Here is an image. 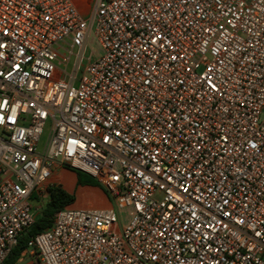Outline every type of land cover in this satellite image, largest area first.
Listing matches in <instances>:
<instances>
[{"label": "built area", "instance_id": "1", "mask_svg": "<svg viewBox=\"0 0 264 264\" xmlns=\"http://www.w3.org/2000/svg\"><path fill=\"white\" fill-rule=\"evenodd\" d=\"M62 167L44 264H264V0H0V264Z\"/></svg>", "mask_w": 264, "mask_h": 264}, {"label": "trees", "instance_id": "2", "mask_svg": "<svg viewBox=\"0 0 264 264\" xmlns=\"http://www.w3.org/2000/svg\"><path fill=\"white\" fill-rule=\"evenodd\" d=\"M82 173L83 172H78L80 183L99 185L93 177L88 174L85 176ZM31 197L32 200L39 198L35 193ZM74 200L75 195L68 192L61 185L49 186L46 203L42 209L36 213L35 222L22 232L18 244L12 249L11 253L4 261V264H14L22 252L28 248L30 238L51 227L56 212L66 206H69L74 202Z\"/></svg>", "mask_w": 264, "mask_h": 264}, {"label": "crops", "instance_id": "3", "mask_svg": "<svg viewBox=\"0 0 264 264\" xmlns=\"http://www.w3.org/2000/svg\"><path fill=\"white\" fill-rule=\"evenodd\" d=\"M54 179L56 181H59L61 186L70 193H73L70 191V189L73 186V191H75L77 195V197H75L74 200L76 208L91 207V206L106 208L111 206V200L108 194L100 185L80 183L79 176L73 174L69 170H66L65 167L59 168L56 171ZM14 264H44V263L39 261L38 258L29 249H26L22 252L20 257L17 259V261Z\"/></svg>", "mask_w": 264, "mask_h": 264}, {"label": "rangeland", "instance_id": "4", "mask_svg": "<svg viewBox=\"0 0 264 264\" xmlns=\"http://www.w3.org/2000/svg\"><path fill=\"white\" fill-rule=\"evenodd\" d=\"M92 51H95L96 54L99 52V48L97 47V44L91 39L90 40V43L88 44V47H87V55H89ZM74 58L75 56L73 55L71 57V60H70V63H69V66H68V71H70L72 65H73V62H74ZM60 68L62 69H66L67 67L63 64H60L59 65ZM65 78V77H64ZM48 125H46V127L44 128V132L42 134V137H41V140H40V144H39V147L40 149H43L45 147V144H46V140H47V131H48ZM66 170H69L70 172H72L73 174H76L78 175V172L76 170H73V169H70V168H65ZM84 174L85 176H87V174L85 173H82ZM62 175V173H61ZM73 179V178H71ZM74 183V182H73ZM71 192L74 193L75 197H77L76 195V192L73 191V186L72 188L70 189ZM32 198V197H31ZM46 200H47V195H44V196H40L38 199H34L32 200V205L36 211V213L38 211H40L42 209V207L44 206V204L46 203ZM113 204L111 203V206ZM69 207H72V208H76V205H75V202L71 203L69 205ZM92 207V206H91ZM80 208H87V207H80ZM120 213H121V223L124 225L126 222H127V213L125 212V210L121 209V208H118Z\"/></svg>", "mask_w": 264, "mask_h": 264}]
</instances>
